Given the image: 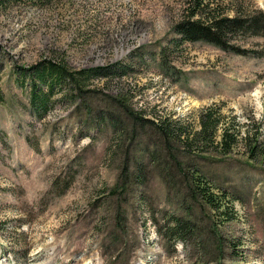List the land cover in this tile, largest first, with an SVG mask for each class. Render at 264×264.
Masks as SVG:
<instances>
[{
	"label": "rangeland",
	"instance_id": "1",
	"mask_svg": "<svg viewBox=\"0 0 264 264\" xmlns=\"http://www.w3.org/2000/svg\"><path fill=\"white\" fill-rule=\"evenodd\" d=\"M230 1L264 14V0ZM185 2L0 5V264H264V156L188 152L151 124L197 128L216 107L264 145V36L187 42ZM43 61L110 75L38 112L21 72ZM196 172L228 194L234 220L191 196ZM176 217L195 225L185 242L169 236Z\"/></svg>",
	"mask_w": 264,
	"mask_h": 264
},
{
	"label": "trees",
	"instance_id": "2",
	"mask_svg": "<svg viewBox=\"0 0 264 264\" xmlns=\"http://www.w3.org/2000/svg\"><path fill=\"white\" fill-rule=\"evenodd\" d=\"M4 1L0 0V5ZM218 3L219 0H186L184 16L176 25L177 35L187 42H207L221 49L240 35L264 36L262 12H242L237 6H232L230 0L223 2V10L220 11V4L217 7L215 5ZM26 73L32 80L31 101L38 112L47 108L55 91L70 87L82 89L92 77L106 78L110 75L103 68L75 71L69 65L52 61H43L31 69L23 70V78ZM151 124L162 138L181 143L188 152L204 154L213 149L228 156L240 146L248 150L247 154L252 157L250 160L264 156V145L261 147L257 138L254 140L249 124L243 126L235 119L229 120L216 107L203 110L197 128L182 119L162 118ZM188 182L191 196L201 199L204 206L220 215L223 224L235 219V214L230 213L233 205L228 194L215 189L199 172L193 173ZM173 220L174 227L169 232L171 238L185 242L195 233V225L191 220L183 221L177 217Z\"/></svg>",
	"mask_w": 264,
	"mask_h": 264
}]
</instances>
